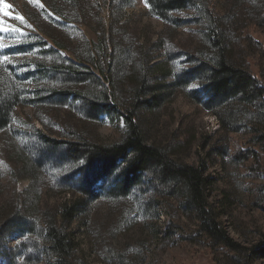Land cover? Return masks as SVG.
<instances>
[{
    "label": "rangeland",
    "instance_id": "obj_1",
    "mask_svg": "<svg viewBox=\"0 0 264 264\" xmlns=\"http://www.w3.org/2000/svg\"><path fill=\"white\" fill-rule=\"evenodd\" d=\"M206 1L216 20L193 8L163 20L145 0H0L10 13L0 19L18 29L0 32V69L8 75L0 70V86L20 97L0 132V225L13 218L22 225L0 232V264H57L49 229L65 203L78 206L65 231L73 244L65 264H264L255 253L264 246V166L253 155L236 156L232 143L264 134V103L210 110L200 82L181 79L214 55L208 35L217 27L231 59L259 73L263 62L252 56L264 50V0ZM154 92L161 102L141 107ZM91 101L112 108L96 118ZM125 111L137 116L149 145L216 179L210 200L243 253L212 254L197 235V215L147 176L127 196L115 190L119 173L93 198L76 192L71 179L85 162L69 160L67 145L121 143ZM176 220L182 231L167 233Z\"/></svg>",
    "mask_w": 264,
    "mask_h": 264
},
{
    "label": "trees",
    "instance_id": "obj_2",
    "mask_svg": "<svg viewBox=\"0 0 264 264\" xmlns=\"http://www.w3.org/2000/svg\"><path fill=\"white\" fill-rule=\"evenodd\" d=\"M207 2L206 0H148L153 14L163 20L166 18L165 15L190 8L197 9L205 13L208 18L216 20L217 16L214 13L208 14L204 9ZM257 31H259V26L254 25L245 32L247 47L251 46ZM208 42L216 53L214 52L208 61L193 66L192 70L181 78L185 81V85L195 81L200 82L203 86L201 95L206 99L205 107L214 110L216 107L222 108L234 101L246 104L264 103V85L262 84L264 66L263 68L257 66L261 71L258 70L259 73H256L249 68L253 64H249L245 68L232 60L231 55L227 52V38L219 27L213 31V34L208 35ZM252 58L254 61H262L264 65V50L255 52ZM256 65L258 64L256 63ZM2 73V77L8 76L4 71ZM180 80L178 84L182 83ZM172 85L174 86V84ZM169 87L172 88V86ZM144 90L147 89H141V93ZM155 93L152 100H143L141 107L151 109L157 106L163 97L157 96ZM19 100V95L13 90L0 86V132L11 124L13 111L20 104ZM108 104L109 106L106 107L91 101L88 108L91 114L98 118L102 113L110 112L112 102L109 101ZM122 114L126 118L128 128L125 139L121 143L105 146L88 141L67 145L65 154L69 160L76 163L82 160L85 162L81 171L71 179V182L75 181V184L78 185L74 186L76 192L83 197L93 198L96 192L102 188V183L119 173L115 190L121 195L127 196L139 180L143 176H147L148 181L154 185L153 187L168 188L170 195L183 199L185 207L197 215V235L212 254L218 257L225 251L243 253L245 248L235 243L225 230L221 208L210 200V192L217 188L216 179L206 176L202 168L177 162L166 150L149 145L137 116L126 111ZM262 115L264 116V111ZM222 126L223 130H226V124L223 121ZM232 143L236 156L253 155L260 159L264 166V134H260L255 140L248 142L233 138ZM56 145L57 143L53 147ZM49 146L52 147L51 143ZM64 205L61 221H54L53 224L50 222L49 229V247L52 255L56 257L57 264H65L63 259L72 253L73 244L66 236L65 231L67 225L71 224L78 213L76 203H72V205L65 203ZM14 222L13 218L0 225V232L5 230L7 224L10 227L17 225L18 230L16 231L19 232L22 225L19 224L20 222ZM182 229L180 220H176L173 224L168 225L166 231L167 233H178ZM255 253L264 258V246L256 250Z\"/></svg>",
    "mask_w": 264,
    "mask_h": 264
},
{
    "label": "snow or ice",
    "instance_id": "obj_3",
    "mask_svg": "<svg viewBox=\"0 0 264 264\" xmlns=\"http://www.w3.org/2000/svg\"><path fill=\"white\" fill-rule=\"evenodd\" d=\"M145 4L146 6L150 7V5L148 4V0H145ZM9 7H10L9 5H6V4L3 5L4 9L9 8ZM0 12H2L3 16L10 15L9 12L3 11V9H0ZM15 19L23 21V17L21 16H16ZM9 30L18 31V29L13 28L11 25H6L5 22L2 19H0V32H8ZM3 47H5V45L0 43V48H3ZM4 59L7 60L8 58L4 57Z\"/></svg>",
    "mask_w": 264,
    "mask_h": 264
}]
</instances>
